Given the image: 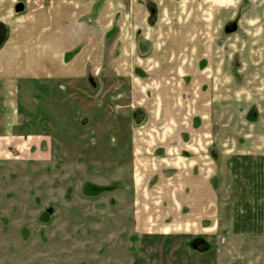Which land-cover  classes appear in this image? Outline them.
Wrapping results in <instances>:
<instances>
[{
	"label": "rangeland",
	"instance_id": "obj_1",
	"mask_svg": "<svg viewBox=\"0 0 264 264\" xmlns=\"http://www.w3.org/2000/svg\"><path fill=\"white\" fill-rule=\"evenodd\" d=\"M22 4L23 12L13 8L18 17ZM115 41L112 32L103 48H92L82 80L58 90L52 82L21 84L11 129L0 84V264H197V254L211 264L215 244L206 237L166 241L159 220L166 221V176L177 171L166 170L173 156L166 130L142 129L143 105L158 119L166 84L147 82L157 68L140 66L131 43L122 57ZM195 152H181L194 176ZM217 166L220 235L264 234V159Z\"/></svg>",
	"mask_w": 264,
	"mask_h": 264
},
{
	"label": "crops",
	"instance_id": "obj_2",
	"mask_svg": "<svg viewBox=\"0 0 264 264\" xmlns=\"http://www.w3.org/2000/svg\"><path fill=\"white\" fill-rule=\"evenodd\" d=\"M31 2H19L26 14L18 17L17 0H0V22L8 32L0 50V84L9 129L21 113V84L52 82L55 88L82 80L92 48H103L108 34L116 33L121 56L131 43L140 66L157 68L146 81L166 84L159 118H150L146 102L142 126L166 130V155H173L166 156V170L177 171L166 176V221L159 220L166 241L206 237L215 244L211 264H264V234L220 235L213 182L218 159H264V0ZM187 146L196 151V176L182 155ZM211 148L216 156L209 155ZM196 256L202 264L203 256Z\"/></svg>",
	"mask_w": 264,
	"mask_h": 264
},
{
	"label": "water",
	"instance_id": "obj_3",
	"mask_svg": "<svg viewBox=\"0 0 264 264\" xmlns=\"http://www.w3.org/2000/svg\"><path fill=\"white\" fill-rule=\"evenodd\" d=\"M15 9H16L17 13L23 12L24 5L22 3H20V4L16 5ZM7 34H8V32H7L6 26L0 22V50L7 40Z\"/></svg>",
	"mask_w": 264,
	"mask_h": 264
},
{
	"label": "trees",
	"instance_id": "obj_4",
	"mask_svg": "<svg viewBox=\"0 0 264 264\" xmlns=\"http://www.w3.org/2000/svg\"><path fill=\"white\" fill-rule=\"evenodd\" d=\"M235 231H237V229Z\"/></svg>",
	"mask_w": 264,
	"mask_h": 264
}]
</instances>
